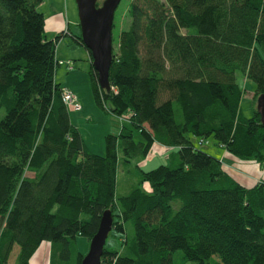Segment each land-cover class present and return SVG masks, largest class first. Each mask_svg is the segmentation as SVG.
<instances>
[{
	"label": "trees",
	"instance_id": "trees-1",
	"mask_svg": "<svg viewBox=\"0 0 264 264\" xmlns=\"http://www.w3.org/2000/svg\"><path fill=\"white\" fill-rule=\"evenodd\" d=\"M41 2L0 0V264H31L43 241L49 264H80L75 239L89 241L107 210L121 248L104 246L101 264H177L178 251L196 264H264V180L237 181L193 141L264 167V0H131L109 89L88 70L96 105L124 119L103 155L87 149L54 79L58 40L85 46L68 29L46 35ZM237 73L255 85L249 117ZM160 146L168 163H135L137 183L117 195L118 169Z\"/></svg>",
	"mask_w": 264,
	"mask_h": 264
},
{
	"label": "rangeland",
	"instance_id": "rangeland-1",
	"mask_svg": "<svg viewBox=\"0 0 264 264\" xmlns=\"http://www.w3.org/2000/svg\"><path fill=\"white\" fill-rule=\"evenodd\" d=\"M131 0H120L117 8L114 12V26L112 27V45L116 46L118 41V35L122 30L129 27L130 17L128 15V6ZM70 2V14L68 15L71 27L80 34V27L78 25V15L75 0H69ZM101 2V1H100ZM100 2L98 4H100ZM38 9H40L38 7ZM67 41L72 40L70 36H66ZM67 50H61L60 53L55 56L57 60H60L65 56ZM82 52V53H81ZM61 57V58H60ZM70 58H63L61 64L57 66L54 74V79L59 82L61 86L63 84L72 85L78 95V100L81 105L79 111H74L69 108V116L71 122L78 128L84 144L91 152L99 155H103L105 152L104 137L106 134H116L121 126V121L117 116L111 115L107 111L102 110L96 105L88 77V70L90 68V61L86 55L84 47H75L69 56ZM70 60V61H69ZM237 81L243 88V95L240 101V109L244 116L249 117L253 114L251 100L252 93L255 85L250 79H246L242 74L237 73ZM4 109L0 108V119L4 115ZM134 137L139 139L137 132L134 133ZM193 141L200 149L213 153L214 155H221L222 150L215 146L214 140L209 137L206 143L199 144L198 140L193 137ZM156 149H152L149 156L145 159L137 160L132 165L127 166L124 170L122 167L117 172V195L126 194L138 181L137 169L134 164L137 163L142 170H150L157 167L160 164H167L168 161L163 155L164 148L160 146ZM119 151V155H121ZM147 184H144V188H147ZM126 233L128 238H132L133 229L130 223H127ZM119 233L114 229L110 230L105 240V247L109 249L119 250L121 248V238ZM48 241H43L35 251L33 255V264H49V252ZM75 249L81 254H85L88 251L89 241L85 237L77 236L74 242ZM13 260V259H12ZM174 262L177 264H196L193 261H183L181 252L178 251L175 254Z\"/></svg>",
	"mask_w": 264,
	"mask_h": 264
},
{
	"label": "water",
	"instance_id": "water-1",
	"mask_svg": "<svg viewBox=\"0 0 264 264\" xmlns=\"http://www.w3.org/2000/svg\"><path fill=\"white\" fill-rule=\"evenodd\" d=\"M80 27L82 44L89 51L90 62L97 72L101 88L108 90V71L112 61V26L114 12L120 0H75ZM260 120L264 126V92L256 101ZM113 217L110 211H105L99 222L96 233L89 240L88 251L80 264H101L100 257L105 240L112 229Z\"/></svg>",
	"mask_w": 264,
	"mask_h": 264
},
{
	"label": "crops",
	"instance_id": "crops-1",
	"mask_svg": "<svg viewBox=\"0 0 264 264\" xmlns=\"http://www.w3.org/2000/svg\"><path fill=\"white\" fill-rule=\"evenodd\" d=\"M39 8H40L39 10L44 14L45 17L44 29L46 35L49 38H52L54 35L62 32L65 29H68L70 33L77 34L76 31L71 27L70 20L68 17V15L70 14L69 0H42V2L39 5ZM66 36H70V35H63L58 40L55 47V56H57L61 50H67L65 56L62 58L60 57L61 59L58 60L59 65L61 64L60 62L62 61L63 58L65 59L70 58L69 56L75 47H81L79 44L75 43L72 38H71L72 40L67 41ZM86 55L88 56V59L90 61V57L87 50H86ZM61 87L71 91L78 99V95L74 90V87H72V85L66 83V85L63 84V86ZM217 148L222 150V153L219 156L218 155L215 156L220 159L224 169L227 172H229L237 181L247 186H250L253 183H255L257 180H261V179L264 180V167H261L257 163L252 161L235 160L230 155H228L223 148H220L218 146ZM32 258L33 256L31 257L30 260L31 264H33Z\"/></svg>",
	"mask_w": 264,
	"mask_h": 264
},
{
	"label": "built area",
	"instance_id": "built-area-1",
	"mask_svg": "<svg viewBox=\"0 0 264 264\" xmlns=\"http://www.w3.org/2000/svg\"><path fill=\"white\" fill-rule=\"evenodd\" d=\"M62 101L74 111H78L81 108V105L77 99V97L69 90L63 89L61 93ZM201 143V141H200Z\"/></svg>",
	"mask_w": 264,
	"mask_h": 264
}]
</instances>
